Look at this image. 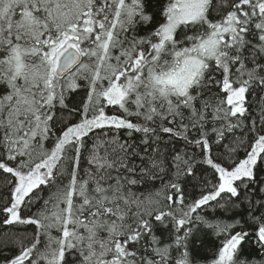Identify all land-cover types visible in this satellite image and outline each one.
<instances>
[{"label":"snow or ice","instance_id":"obj_1","mask_svg":"<svg viewBox=\"0 0 264 264\" xmlns=\"http://www.w3.org/2000/svg\"><path fill=\"white\" fill-rule=\"evenodd\" d=\"M0 264H264V0H0Z\"/></svg>","mask_w":264,"mask_h":264}]
</instances>
